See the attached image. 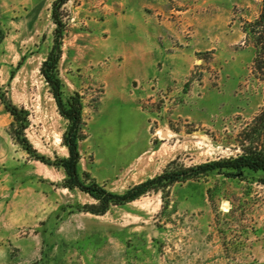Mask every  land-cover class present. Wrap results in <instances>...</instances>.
I'll list each match as a JSON object with an SVG mask.
<instances>
[{"label": "rangeland", "instance_id": "1", "mask_svg": "<svg viewBox=\"0 0 264 264\" xmlns=\"http://www.w3.org/2000/svg\"><path fill=\"white\" fill-rule=\"evenodd\" d=\"M68 0L58 74L80 96L79 173L114 193L167 168L240 153L260 111L244 20L261 0ZM53 0H0V93L28 112L38 154L67 156V127L39 72ZM168 8L174 11L168 12ZM155 12V13H154ZM0 103V264H264V176L211 171L103 214L27 153Z\"/></svg>", "mask_w": 264, "mask_h": 264}, {"label": "trees", "instance_id": "2", "mask_svg": "<svg viewBox=\"0 0 264 264\" xmlns=\"http://www.w3.org/2000/svg\"><path fill=\"white\" fill-rule=\"evenodd\" d=\"M68 0H53L51 4V18L55 25L53 29V42L45 59L41 62L39 72L48 84L58 113L67 120V127L62 134V144L67 149V156L50 160L38 154L29 142L25 129L28 126V112L19 107L0 93V103L12 117V135L23 149L47 165L61 167L65 178L63 186L77 188L96 200V204L87 206L86 211L93 214H103L111 205H120L133 201L149 191H158L174 182H184L199 178L208 172L223 169L231 175H242L244 169L261 171L264 174V99L260 111L252 118L240 132L238 147L240 153L228 158L207 161L195 165H179L167 168L160 174L137 183L123 193H114L95 181L85 182L79 173L78 165L80 154L78 141L83 138V118L80 96L75 93L64 99L62 96V82L58 74V61L61 57V45L64 32L60 8ZM244 40L253 46V71L264 80V0H261L260 9L255 18L244 20L242 24ZM1 40V36H0ZM264 184V176L262 178Z\"/></svg>", "mask_w": 264, "mask_h": 264}, {"label": "crops", "instance_id": "3", "mask_svg": "<svg viewBox=\"0 0 264 264\" xmlns=\"http://www.w3.org/2000/svg\"><path fill=\"white\" fill-rule=\"evenodd\" d=\"M161 1H165V2H170L169 0H161ZM174 11V9L173 8H168V12L170 13V12H173ZM174 12H181L180 10H177V11H174ZM155 13V12H154Z\"/></svg>", "mask_w": 264, "mask_h": 264}]
</instances>
